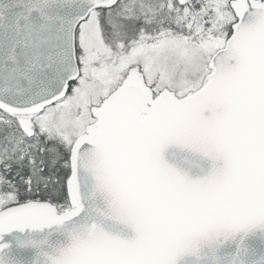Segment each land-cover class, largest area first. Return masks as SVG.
Masks as SVG:
<instances>
[{"label":"snow or ice","instance_id":"1","mask_svg":"<svg viewBox=\"0 0 264 264\" xmlns=\"http://www.w3.org/2000/svg\"><path fill=\"white\" fill-rule=\"evenodd\" d=\"M0 264H264V0H0Z\"/></svg>","mask_w":264,"mask_h":264}]
</instances>
